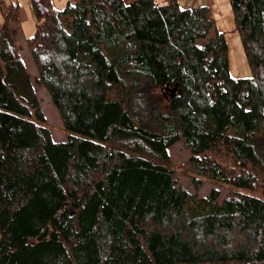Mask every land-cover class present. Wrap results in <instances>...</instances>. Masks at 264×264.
<instances>
[{"label": "trees", "instance_id": "1", "mask_svg": "<svg viewBox=\"0 0 264 264\" xmlns=\"http://www.w3.org/2000/svg\"><path fill=\"white\" fill-rule=\"evenodd\" d=\"M230 1L253 70L239 93L210 6L32 0L26 42L66 141L47 126L11 5L0 29V264H264V209L199 194L203 177L264 181V0ZM149 83L170 98L144 123L129 105ZM206 136L216 157L193 152ZM180 140L195 192L171 166Z\"/></svg>", "mask_w": 264, "mask_h": 264}, {"label": "rangeland", "instance_id": "2", "mask_svg": "<svg viewBox=\"0 0 264 264\" xmlns=\"http://www.w3.org/2000/svg\"><path fill=\"white\" fill-rule=\"evenodd\" d=\"M32 0H0V29L2 28L5 18L4 14L9 10L12 4L17 5L18 21L15 27L18 29L16 42L21 48L22 58L25 62L26 69L31 76V80L41 103L42 110L46 117L47 126L50 128L52 137L55 141H66L67 132L64 128L62 118L52 102V99L45 87L38 82V71L33 62L30 50L27 45V39L34 36L37 30L38 19L31 4ZM132 0H126V2ZM163 3L165 0H156ZM180 7L191 8L194 6H210L215 14L217 29L225 33L226 48H227V64L231 78L238 83L237 93L241 90V81L253 75V70L249 64L241 34L235 29L234 12L230 0H177ZM53 5L57 9H63L68 3V0H52ZM210 95L213 103H216L222 92L221 83H212L209 86ZM168 93V92H167ZM170 93V92H169ZM165 94L162 88H152L151 83L139 95L133 94L130 100L131 109L138 114L141 122L147 123L150 119L149 108L153 105L159 107L161 113L168 111L169 96ZM155 107H153L154 109ZM216 140L215 136L200 137L197 139L193 152L195 154L206 153L211 157H216L217 146H213ZM240 146L248 152L253 163L257 162V158L252 148L245 146L243 143ZM169 157L171 166L175 169V174L178 181L188 190L195 192L193 177L194 170L189 165V158L192 154L188 150L182 140L177 142L169 149ZM143 155L159 160L155 154L144 150ZM225 165H231V161L225 159L222 161ZM264 175V172H262ZM261 174V175H262ZM263 176H256L254 179H246L238 177L230 184L214 181L209 177H203V184L199 190L202 197H210L214 200L224 202L230 207L241 205L249 211H258L264 209V185L262 184Z\"/></svg>", "mask_w": 264, "mask_h": 264}, {"label": "built area", "instance_id": "3", "mask_svg": "<svg viewBox=\"0 0 264 264\" xmlns=\"http://www.w3.org/2000/svg\"><path fill=\"white\" fill-rule=\"evenodd\" d=\"M68 1H69V3L73 4L76 0H68Z\"/></svg>", "mask_w": 264, "mask_h": 264}, {"label": "water", "instance_id": "4", "mask_svg": "<svg viewBox=\"0 0 264 264\" xmlns=\"http://www.w3.org/2000/svg\"><path fill=\"white\" fill-rule=\"evenodd\" d=\"M168 88V87H167ZM177 90V87L174 89V91Z\"/></svg>", "mask_w": 264, "mask_h": 264}]
</instances>
